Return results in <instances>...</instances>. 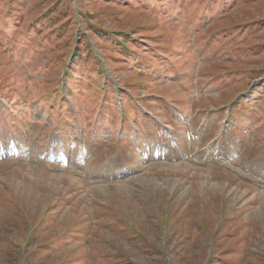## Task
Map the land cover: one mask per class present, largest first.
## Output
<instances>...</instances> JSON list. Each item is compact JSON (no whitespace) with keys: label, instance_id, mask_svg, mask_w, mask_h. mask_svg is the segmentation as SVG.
<instances>
[{"label":"rangeland","instance_id":"1","mask_svg":"<svg viewBox=\"0 0 264 264\" xmlns=\"http://www.w3.org/2000/svg\"><path fill=\"white\" fill-rule=\"evenodd\" d=\"M0 264H264V0H0Z\"/></svg>","mask_w":264,"mask_h":264}]
</instances>
